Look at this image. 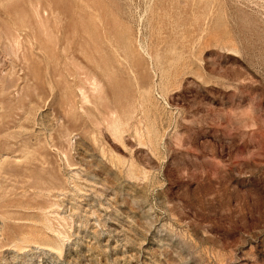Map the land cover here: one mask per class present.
Listing matches in <instances>:
<instances>
[{
  "label": "rangeland",
  "instance_id": "1",
  "mask_svg": "<svg viewBox=\"0 0 264 264\" xmlns=\"http://www.w3.org/2000/svg\"><path fill=\"white\" fill-rule=\"evenodd\" d=\"M0 264H264V0H0Z\"/></svg>",
  "mask_w": 264,
  "mask_h": 264
}]
</instances>
